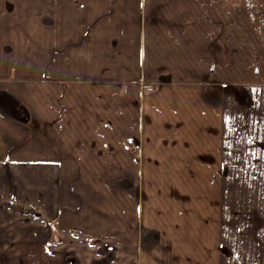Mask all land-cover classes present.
I'll use <instances>...</instances> for the list:
<instances>
[{
	"label": "crops",
	"instance_id": "0c3cea01",
	"mask_svg": "<svg viewBox=\"0 0 264 264\" xmlns=\"http://www.w3.org/2000/svg\"><path fill=\"white\" fill-rule=\"evenodd\" d=\"M15 1L0 264H264V0Z\"/></svg>",
	"mask_w": 264,
	"mask_h": 264
},
{
	"label": "rangeland",
	"instance_id": "374dc122",
	"mask_svg": "<svg viewBox=\"0 0 264 264\" xmlns=\"http://www.w3.org/2000/svg\"><path fill=\"white\" fill-rule=\"evenodd\" d=\"M9 0H0V86H2L5 83H15V81H20L22 77L19 74V71L25 72V71H36L37 69L35 67H21V68H11L7 67L6 61L7 60H17L20 59V56L23 55V57L28 55L27 60H30L31 63H34V58L35 59H49L50 55V48L45 45L44 42V47L40 48L36 45V39L42 44L43 39H47L45 37L46 35H42L41 37L39 36H34L31 34H27L26 36H20V31L22 32H27L30 33L34 30L35 27L42 26L44 28H48L49 30L51 28H54V20H50L51 18H42V20L39 19V16H45L46 14L50 15L53 14L52 9L49 6H42V10L40 9L39 13H35L33 9H25L26 5L24 4H19L16 3L15 0H11L10 3H7ZM11 29V30H9ZM13 29L17 31L15 35H13ZM25 39V40H24ZM14 43V41H18ZM27 42L28 44L24 46H21L19 44H24ZM19 43V44H18ZM17 44V46L15 45ZM48 44V43H47ZM27 46V47H26ZM37 46V47H36ZM21 47V48H19ZM24 47V48H23ZM17 48V49H15ZM20 49V50H19ZM41 51V52H40ZM48 55V56H47ZM33 59V61L31 60ZM54 63V62H53ZM44 70V68L42 69ZM46 71V70H44ZM17 72V73H16ZM45 80V78H44ZM130 87V85H128ZM47 166L46 168L44 167V172H49L50 168L53 169V165H44ZM130 165H126V169H129ZM125 169V170H126ZM124 170V172H125ZM54 173V172H53ZM131 178H123L120 181L118 180H111L108 179L107 186L110 188L114 187H120V183H122V187L128 186L130 183ZM43 183V188L47 192L45 198L47 197H54V180L52 181H42ZM121 195L122 201L126 204V202H131V198L134 199V196L129 193V190L127 188L124 189ZM119 190V189H117ZM118 193V191H117ZM125 194V195H124ZM119 196V195H118ZM128 196V198H127ZM141 198V196L139 197ZM125 217V216H124ZM125 217L124 219H126ZM52 228L50 231L52 234H54V222L51 224Z\"/></svg>",
	"mask_w": 264,
	"mask_h": 264
}]
</instances>
